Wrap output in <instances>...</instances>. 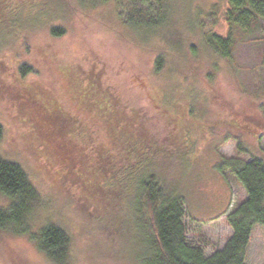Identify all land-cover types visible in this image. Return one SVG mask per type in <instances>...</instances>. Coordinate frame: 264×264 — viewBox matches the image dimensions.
Instances as JSON below:
<instances>
[{
    "label": "rangeland",
    "instance_id": "rangeland-1",
    "mask_svg": "<svg viewBox=\"0 0 264 264\" xmlns=\"http://www.w3.org/2000/svg\"><path fill=\"white\" fill-rule=\"evenodd\" d=\"M92 4L0 0V150L25 168L42 196L31 218L32 230L53 223L67 231L69 264H137V185L142 167L151 165L168 186L178 188L185 200L189 236L203 240L210 255L232 233L227 214L246 198L242 185L217 165L222 157L237 156L236 137L264 157V138L259 141L246 128L233 132L227 127L231 122L237 126L234 119L252 118L264 131V78L250 84L238 69L254 61L255 50L242 45L232 61L206 43L210 31L228 33L227 0H172V31L147 42L121 22L113 3ZM53 28L66 34L54 37ZM162 50L169 64L159 74L154 60ZM21 66L31 72L22 75ZM94 81L101 84L96 94L110 103L115 100L121 110L125 107L126 113H121L135 122L133 128L118 130V149L113 152L122 160L121 168L133 164L134 174L124 171L113 184L120 201L108 195L112 190L102 191L109 205L101 215L93 206L97 191L87 179L95 169L88 164L96 159L91 148L103 141V127L77 112H114L105 99L101 103L91 97ZM89 100L99 109L89 107ZM47 107L80 115L82 124L62 120L55 111L50 115ZM78 129L81 134L69 136ZM10 203L0 193V207ZM246 263L264 264L262 226L253 231ZM0 264L53 263L29 237L0 231Z\"/></svg>",
    "mask_w": 264,
    "mask_h": 264
},
{
    "label": "trees",
    "instance_id": "trees-1",
    "mask_svg": "<svg viewBox=\"0 0 264 264\" xmlns=\"http://www.w3.org/2000/svg\"><path fill=\"white\" fill-rule=\"evenodd\" d=\"M29 1L30 4H35L38 0ZM92 1V7L101 3H113L119 11L121 22L134 28L140 34L141 40L145 42L160 39L165 32L173 29L172 0ZM227 4L228 8L225 13L228 23L227 35L221 36L210 31L205 34V40L212 50L226 60L235 61L234 52L242 45L253 48L255 62L252 61L247 66L238 68L245 73L249 83L253 84L254 78H264V0H227ZM51 34L54 37H62L66 33L62 28H53ZM168 64L169 57L162 50V53L154 60L156 73L162 74ZM20 71L22 75L31 72L26 66H21ZM95 83L92 87L90 85L91 97L101 100L102 103L103 97L96 94L98 93L96 88L101 84ZM262 88L264 90V85ZM78 99L85 104V98L78 96ZM104 99L107 105L114 110L110 116L95 115L91 108L77 110L79 114L83 112L81 115L88 122L99 121L103 127V141L99 142L100 144H92L91 149L95 152L96 159L89 160L88 164L94 166L95 169L93 173L89 170L92 176L87 179L88 186L93 192L97 191L99 195L97 196L96 193L93 201L98 215L106 213L109 205L108 196L103 198L102 191L112 190L108 192V195L120 201L121 193L114 188L116 186L113 184L118 181L119 175H122L124 171H127L130 176L134 174L133 164L130 169L124 166L121 168L122 160H118L113 152L118 149L115 145L119 142L118 130L128 126L133 128L135 122L126 119L128 115L121 113L122 111L126 113V108L123 107L121 110L120 106L116 105L114 97L113 103ZM88 106L92 109H99V104H92L90 100ZM47 109L52 111L50 115L54 116L55 111L62 120L69 122L71 118L76 119L77 124H82L79 120L80 115L75 117L71 112H65L59 107H56V110L55 107H47ZM251 119H234L233 122H236L237 126H232L231 122L227 127H230L233 132L246 128L247 132L255 134L260 141L264 138V131L255 127V121L253 123L254 119ZM79 131V129L74 130L72 134L76 133V135L69 133V136L76 137L82 133ZM111 132H114L113 135ZM3 135L4 127L0 123V144ZM235 139L237 156L222 157L217 168L224 175L231 174L242 185L246 198L235 205L226 216L232 233L223 247L207 255L204 241L195 240L189 236L191 230L186 223L185 200L180 196L178 188L168 186L167 181L160 176L161 174L152 171L151 165H146L142 167L144 174H141L137 185L135 214L137 233L135 238L138 257L134 262L137 264H247V252L253 231L256 226L264 227V157L254 153V149L242 138L236 137ZM150 145L146 148L152 147ZM0 193L11 201L8 207H0V231L27 236L53 264H69L70 235L62 227L53 223L46 225L38 232H33L31 218L36 207L42 205V196L25 168L17 161L6 158L1 150Z\"/></svg>",
    "mask_w": 264,
    "mask_h": 264
}]
</instances>
